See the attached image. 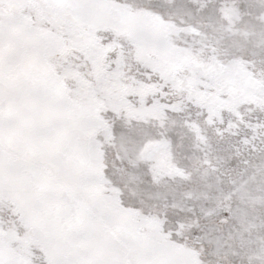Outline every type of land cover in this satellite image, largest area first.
<instances>
[{
    "label": "snow or ice",
    "instance_id": "1",
    "mask_svg": "<svg viewBox=\"0 0 264 264\" xmlns=\"http://www.w3.org/2000/svg\"><path fill=\"white\" fill-rule=\"evenodd\" d=\"M0 264H264V0H0Z\"/></svg>",
    "mask_w": 264,
    "mask_h": 264
}]
</instances>
